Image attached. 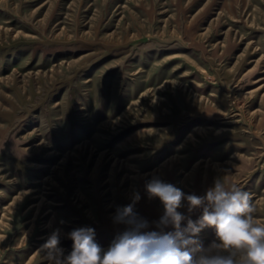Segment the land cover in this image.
I'll return each mask as SVG.
<instances>
[{
  "label": "rangeland",
  "instance_id": "1",
  "mask_svg": "<svg viewBox=\"0 0 264 264\" xmlns=\"http://www.w3.org/2000/svg\"><path fill=\"white\" fill-rule=\"evenodd\" d=\"M153 177L237 184L264 223V0H0V264H46L57 229L106 249L137 193L158 230Z\"/></svg>",
  "mask_w": 264,
  "mask_h": 264
},
{
  "label": "clouds",
  "instance_id": "2",
  "mask_svg": "<svg viewBox=\"0 0 264 264\" xmlns=\"http://www.w3.org/2000/svg\"><path fill=\"white\" fill-rule=\"evenodd\" d=\"M145 188L163 206L158 230H150L134 211L137 193L132 203L117 208L113 220L123 231L106 249L96 242L94 228L80 227L68 233L73 247L65 256L57 229L39 249L46 264H264V223L258 222L248 191L219 178L204 195L186 194L158 177ZM185 202L189 214L201 211L197 220L179 211ZM205 228H213L216 237L207 247L198 240Z\"/></svg>",
  "mask_w": 264,
  "mask_h": 264
}]
</instances>
